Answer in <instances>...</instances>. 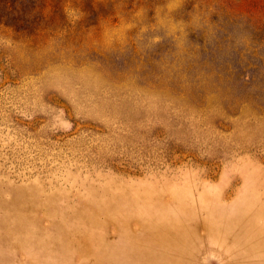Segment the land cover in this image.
Returning <instances> with one entry per match:
<instances>
[{
    "label": "rangeland",
    "instance_id": "rangeland-1",
    "mask_svg": "<svg viewBox=\"0 0 264 264\" xmlns=\"http://www.w3.org/2000/svg\"><path fill=\"white\" fill-rule=\"evenodd\" d=\"M0 264H264V0H0Z\"/></svg>",
    "mask_w": 264,
    "mask_h": 264
}]
</instances>
